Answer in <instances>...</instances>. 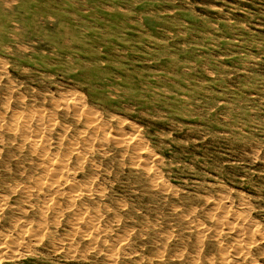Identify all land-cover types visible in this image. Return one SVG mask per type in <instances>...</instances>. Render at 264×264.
<instances>
[{
    "label": "rangeland",
    "instance_id": "rangeland-1",
    "mask_svg": "<svg viewBox=\"0 0 264 264\" xmlns=\"http://www.w3.org/2000/svg\"><path fill=\"white\" fill-rule=\"evenodd\" d=\"M0 123V264H264V0H0Z\"/></svg>",
    "mask_w": 264,
    "mask_h": 264
},
{
    "label": "bare ground",
    "instance_id": "bare-ground-1",
    "mask_svg": "<svg viewBox=\"0 0 264 264\" xmlns=\"http://www.w3.org/2000/svg\"><path fill=\"white\" fill-rule=\"evenodd\" d=\"M155 7V6H154ZM179 9V8H178ZM180 15V14H179ZM132 19V18H131ZM123 32V31H122ZM146 32V31H145ZM226 38V37H225ZM210 42V41H209ZM238 47V46H237ZM249 64V63H248ZM59 80V79H58ZM218 83V82H217ZM194 94V93H193ZM26 95V94H25ZM100 96V95H99ZM64 97V96H63ZM188 97H189V95H188ZM62 98V97H61ZM79 99V98H78ZM81 100V99H80ZM128 101V100H127ZM52 104V103H51ZM117 104V103H116ZM56 105V104H55ZM62 107H64L63 106V104H62ZM107 107V106H106ZM65 108V107H64ZM220 108V107H219ZM87 109V108H86ZM100 109V108H99ZM46 110V109H45ZM66 111H67V109H65ZM75 110V109H74ZM72 111V112H74L75 113V111ZM85 110V109H84ZM90 110V109H89ZM86 111V110H85ZM84 111V112H85ZM20 112V111H19ZM80 112V111H79ZM78 111H76V113L78 114V116H79V114L82 112H80L79 113ZM25 113V112H24ZM61 113V112H60ZM68 113H70V112H68ZM103 113V112H102ZM21 114V113H20ZM71 114V113H70ZM82 114H83V112H82ZM81 114V115H82ZM85 114H86V112H85ZM94 114V113H93ZM68 115V114H67ZM72 115V114H71ZM84 115V114H83ZM88 115V114H87ZM56 116V115H55ZM73 116H75V115H73ZM77 116V115H76ZM75 116V117H76ZM93 116V115H92ZM16 118H17V116H16ZM34 118V117H33ZM92 118H94V117H92ZM32 119V118H31ZM51 119V118H50ZM79 119H80V116H79ZM78 119V121H80ZM197 119V118H196ZM17 120H18V118H17ZM97 121V120H96ZM196 121V120H195ZM17 122V121H16ZM25 122H27V121H25ZM30 122V121H29ZM89 122H91V123H93V121L92 120H90ZM88 121H87V125H88V123H89ZM95 122V121H94ZM74 123V122H73ZM77 123H79V122H77ZM91 123H89V125L88 126H90V124ZM97 123V122H96ZM98 123H100V122H98ZM1 124V123H0ZM81 124H84V123H81ZM27 125H28V122H27ZM31 125V124H30ZM77 126V125H76ZM83 126V125H82ZM86 126V125H85ZM87 126V127H88ZM92 126H95L94 124L92 125ZM91 126V127H92ZM96 126H98V125H96ZM254 126V125H253ZM6 127V126H5ZM9 127V131H11V132H14V134L16 133L17 134V130H16V128L14 129V127H11V125L10 126H8ZM7 127V128H8ZM102 127V126H101ZM163 127V126H162ZM65 128V127H64ZM79 128V127H78ZM94 128V127H93ZM99 128V127H98ZM4 129H6V128H4ZM66 129H67V127H66ZM104 129H105V127H104ZM87 130H89V128L87 129ZM95 130V129H94ZM98 130V129H97ZM100 130V129H99ZM134 130V129H133ZM131 131V132H134V131ZM91 131V130H90ZM104 131V130H103ZM136 131V130H135ZM30 132H31V129H30ZM91 132H93V131H91ZM105 132V131H104ZM104 132H102V133H104ZM22 133H24V132H22ZM32 133V132H31ZM79 133V132H78ZM100 133H101V131H100ZM95 134H97V132H95ZM137 134V133H136ZM135 134V135H136ZM139 134V133H138ZM23 135H25V134H23ZM37 135V134H36ZM42 135V134H41ZM40 135V136H41ZM35 136V135H34ZM38 136L39 135H37V138H38ZM62 136V135H61ZM116 136V135H115ZM22 137H24V136H22ZM27 137H28V135H27ZM90 137V136H89ZM126 137V136H125ZM90 139V138H89ZM107 139V138H106ZM122 139H124V137L122 138ZM121 139V140H122ZM75 140V139H74ZM126 140V139H125ZM2 141V140H1ZM16 141V140H15ZM41 142V141H40ZM45 142V141H44ZM144 142V141H143ZM80 143V142H79ZM90 143V142H89ZM113 143V142H112ZM123 143H125L124 141H121V142H118V143H116V145L117 146H121V147H123ZM42 144V143H41ZM90 145H91V143H90ZM115 145V146H116ZM138 145V144H137ZM14 146V145H13ZM23 146V145H22ZM24 147V146H23ZM29 147H30V150L32 151V152H38V146H37V143H36V140H32V139H30L29 140ZM28 147V148H29ZM127 147V146H126ZM135 147V146H134ZM77 148V147H76ZM114 148V147H113ZM21 149V148H20ZM68 149V148H67ZM138 149V148H137ZM39 150H43V149H39ZM70 150V149H69ZM193 150V149H192ZM30 151V152H31ZM66 153V152H65ZM123 153V152H122ZM138 153V152H137ZM136 153V154H137ZM38 154V153H37ZM40 155L42 154V153H39ZM53 154V153H52ZM71 154V153H70ZM92 154V153H91ZM119 154V153H118ZM40 155H37L38 157L40 156ZM42 155H44L43 157V160L42 161H44V162H46V169L48 170L49 168H52L54 171H55V173L56 172H58L59 170H60V168H58V166H56L55 165V163H54V161L52 160V158L50 157L51 156V153L50 154H47V153H44V154H42ZM42 155L40 156V157H42ZM68 155V154H67ZM76 155V154H75ZM131 155V154H130ZM134 155V154H133ZM81 156V155H80ZM27 157V156H26ZM65 157V156H64ZM84 157V156H83ZM132 157V156H131ZM140 157V156H139ZM145 157H146V155H145ZM150 157V156H149ZM4 158V157H3ZM138 158V156L137 157H135L134 156V160L135 159H137ZM42 159V158H41ZM133 159V158H132ZM143 159V158H142ZM147 160V159H146ZM19 162V161H18ZM81 162V161H80ZM20 163V162H19ZM82 163V162H81ZM81 163H79V164H81ZM42 164H43V162H42ZM256 165V164H255ZM98 167V166H97ZM114 167V166H113ZM38 168V167H37ZM58 168V169H57ZM43 169V168H42ZM46 169H45V171H46ZM66 169V168H65ZM47 172V171H46ZM60 172V171H59ZM128 172V171H127ZM51 173V172H50ZM142 173V172H141ZM210 173V172H209ZM232 173V172H231ZM11 174V173H10ZM24 174V173H23ZM51 175H53V174H51ZM88 175V174H87ZM11 176V175H10ZM48 176V175H47ZM54 176V175H53ZM53 176H50L49 175V178L48 177H38L37 179H35V181L33 182L34 183V186L36 185V186H45L46 187V185H48L47 183H50V181L51 180H53ZM61 176V175H60ZM5 177V176H4ZM81 177V176H80ZM54 182L55 183H53V184H56V181H57V185L58 186H64V184H65V186H67L68 188L67 189H72V187H73V185H71V183H69L68 182V180H67V178L65 179V180H63V179H57L56 180V177L54 176ZM155 178V177H154ZM50 180V181H49ZM159 180V179H158ZM13 181V180H12ZM145 182V181H144ZM155 182V181H154ZM51 183V184H52ZM182 184V183H181ZM1 185V184H0ZM18 185V184H17ZM24 185V184H23ZM106 185V184H105ZM208 185V184H207ZM19 186V185H18ZM26 186V185H25ZM49 186H50V184H49ZM51 186H53V185H51ZM141 186V185H140ZM149 186V185H148ZM48 187V186H47ZM99 187V186H98ZM220 187V186H219ZM30 188V187H29ZM35 188V187H34ZM37 188V187H36ZM161 188V187H160ZM53 189V188H52ZM140 189V188H139ZM3 190V189H2ZM13 190V189H12ZM12 190H10L11 192H13ZM57 190V189H56ZM143 190V189H142ZM149 190V189H148ZM160 190V189H159ZM164 190V189H163ZM40 191V190H39ZM96 192V191H95ZM225 192V191H224ZM44 193V192H43ZM48 193V192H47ZM27 194V193H26ZM44 194H46V193H44ZM48 195V194H47ZM69 196V195H68ZM72 196V195H71ZM95 196V195H94ZM4 197V196H3ZM8 197V196H7ZM19 197V196H18ZM99 197V196H98ZM206 197V196H205ZM2 198V197H1ZM68 198V197H67ZM75 198V197H74ZM207 198H208V196H207ZM43 199V198H42ZM45 200V199H44ZM52 200V199H51ZM72 200V199H71ZM96 200V199H95ZM2 201V200H1ZM54 201V200H53ZM151 201V200H150ZM168 201V200H167ZM190 201V200H189ZM261 201V200H260ZM17 202V201H16ZM4 203V202H3ZM54 203V202H53ZM56 203V202H55ZM57 203H58V201H57ZM167 203V202H166ZM230 203V202H229ZM17 204V203H16ZM98 204V203H97ZM243 204V203H242ZM15 204H13V205H10L9 207L8 206H6V207H8L7 208V210H8V212H7V217H5L4 219H3V221H2V227H4V228H6V227H8V226H11V220H12V218H13V216H12V214H11V212H15V206H14ZM60 205V204H59ZM181 205V204H180ZM231 205V204H230ZM238 205V204H237ZM263 205V204H262ZM68 206H70L69 204H68ZM168 206V205H167ZM1 207V206H0ZM6 207H5V209H6ZM217 207V206H216ZM228 207V206H227ZM248 207V206H247ZM213 208V207H212ZM48 209V208H47ZM78 209V208H77ZM65 210V209H64ZM84 210V209H83ZM158 210V209H157ZM238 210V209H237ZM59 211H61V210H59ZM79 211V210H78ZM85 211V210H84ZM169 211V210H168ZM3 212V211H2ZM128 212V211H127ZM200 212V211H199ZM211 212V211H210ZM235 212V211H234ZM62 213V212H61ZM107 213V212H106ZM161 213V212H160ZM24 214V213H23ZM242 214V213H241ZM249 214V213H248ZM65 215V214H64ZM108 216V215H107ZM110 216V215H109ZM222 216V215H221ZM226 216V218H227V215H225ZM256 216V215H255ZM2 217H3V214H2ZM32 217V216H31ZM150 217V216H149ZM185 218V217H184ZM27 219V218H26ZM42 219V218H41ZM91 219V218H90ZM230 219H231V217H230ZM229 219V220H230ZM1 220V219H0ZM18 220V219H17ZM22 221V220H21ZM24 221V220H23ZM19 222V221H18ZM33 222V221H32ZM177 222V221H176ZM1 223V222H0ZM14 223H15V221H14ZM14 223H12V224H14ZM99 223V222H98ZM16 224V223H15ZM166 225V224H165ZM232 225V224H231ZM254 225V224H253ZM13 226V225H12ZM256 226V225H255ZM14 227V226H13ZM52 227V226H51ZM87 227V226H86ZM90 227V226H89ZM42 229H44L43 227H42ZM42 229H40V230H42ZM25 230V229H24ZM31 230V229H30ZM36 230V229H35ZM47 230V229H46ZM222 230V229H221ZM2 231V230H1ZM89 231V230H88ZM202 231V230H201ZM10 232V231H9ZM37 232V231H36ZM108 232H110V231H108ZM134 232V231H133ZM138 232V231H137ZM42 233V232H41ZM58 233V232H57ZM169 233V232H168ZM191 233V232H190ZM261 233V232H260ZM7 234V233H6ZM38 234V233H37ZM73 234V233H72ZM76 234V233H75ZM117 234V233H116ZM215 234V233H214ZM35 235V234H34ZM44 235V234H43ZM77 235V234H76ZM98 235V234H97ZM169 235V234H168ZM172 235V234H171ZM120 236H123V235H120ZM6 237H8V236H6ZM5 237V238H6ZM213 237V236H212ZM247 237V236H246ZM251 237V236H250ZM4 238V237H3ZM84 238V237H83ZM98 238V237H97ZM35 239V238H34ZM41 239V238H40ZM92 240H94L93 238H91ZM146 239V238H145ZM4 240V239H3ZM31 240V239H30ZM123 240V239H122ZM148 240V239H147ZM15 241V240H14ZM236 241H238V240H236ZM258 241V240H257ZM83 242V241H82ZM122 242V241H121ZM244 242V241H243ZM33 243H35V242H33ZM37 243V242H36ZM109 243V242H108ZM107 243V244H108ZM120 243V242H119ZM52 244V243H51ZM148 244V243H147ZM208 244V243H207ZM240 244V243H239ZM90 245V244H89ZM110 245V244H109ZM248 245V244H247ZM7 246V245H6ZM199 246V245H198ZM250 246V245H249ZM45 247V246H44ZM92 247V246H91ZM111 247V246H110ZM209 247V246H208ZM43 248V247H42ZM141 248V247H140ZM184 248V247H183ZM240 247H238V249H239ZM249 248V247H248ZM1 249V248H0ZM6 249H7V247H6ZM14 249V248H13ZM92 249V248H91ZM171 249V248H170ZM238 249H234V250H238ZM246 249V248H245ZM11 250V249H10ZM122 250V249H121ZM7 251V250H6ZM62 251H63V249H62ZM175 251V250H174ZM238 251H240V250H238ZM124 252V251H123ZM135 252V251H134ZM180 252V251H179ZM16 253H18V252H16ZM28 253V252H27ZM116 253V252H115ZM229 253V252H228ZM15 254V253H14ZM67 254V253H66ZM180 254V253H179ZM175 255V254H174ZM6 256V255H5ZM16 256V255H15ZM108 256V255H107ZM197 256V255H196ZM253 256V255H252ZM9 257V256H8ZM93 257V256H92ZM194 257V256H193ZM3 258H4V256H3ZM221 258V257H220ZM141 259V258H140ZM172 259V258H171ZM226 260V259H225ZM175 261V260H174ZM22 262V261H21ZM193 263V262H192ZM245 264H246V262H245Z\"/></svg>",
    "mask_w": 264,
    "mask_h": 264
}]
</instances>
